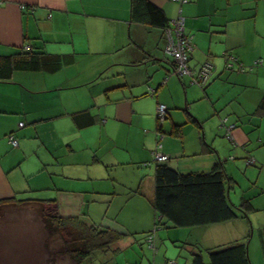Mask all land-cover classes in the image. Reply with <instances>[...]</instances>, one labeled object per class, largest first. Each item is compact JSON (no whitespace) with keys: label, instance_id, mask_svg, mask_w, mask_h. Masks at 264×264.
Returning a JSON list of instances; mask_svg holds the SVG:
<instances>
[{"label":"crops","instance_id":"1","mask_svg":"<svg viewBox=\"0 0 264 264\" xmlns=\"http://www.w3.org/2000/svg\"><path fill=\"white\" fill-rule=\"evenodd\" d=\"M151 1L166 27L134 19L131 0H0V198H56L62 214L122 232L105 264H192L193 243L234 241L264 264V0ZM179 15L192 36L193 74L212 64L204 86L175 74L165 51V30ZM27 52L74 60L8 71L5 60ZM157 151L182 172L223 163L232 203L252 207L212 225L163 226L153 250L145 233L156 221ZM238 169L247 177L242 195ZM186 229L188 240L199 232L204 241L182 242ZM103 259L95 253L87 264Z\"/></svg>","mask_w":264,"mask_h":264},{"label":"trees","instance_id":"2","mask_svg":"<svg viewBox=\"0 0 264 264\" xmlns=\"http://www.w3.org/2000/svg\"><path fill=\"white\" fill-rule=\"evenodd\" d=\"M131 1L134 19L157 26L166 27L168 25L169 22L162 9L151 0ZM17 56L5 60L4 65L8 66V71L11 72L15 67L53 71L74 60L72 54L38 53L31 55L27 52ZM168 56L172 60L174 69L173 57ZM1 64L0 61V71L4 70ZM7 75L10 76V73ZM261 107L264 110V100ZM225 121L223 118L222 123L224 125L226 124ZM228 126L229 124H227V131ZM230 132L228 131L227 137L232 138ZM167 159L168 156L164 160L156 158L157 162L155 163L153 206L156 221L154 227L145 233L146 242L153 250H157L155 233L157 229L162 228L160 226L212 225L233 220L241 216L239 215L241 210H249L252 207L249 200H244L240 205L232 203L226 186L228 174L225 172L223 163L215 164L210 171L182 172L171 166ZM247 161L249 164H253L255 159L249 157ZM145 164L148 165L149 161ZM27 203L37 204L45 225L60 232L65 237V247L61 248L60 251H67L70 254L72 264H87L95 253H103V264H105L108 252L114 253L119 248L120 240L124 238V234L118 230L88 223L75 215L62 214L56 198L35 199L16 196L0 198V207ZM245 215L246 213H243L242 216ZM192 245L196 247V250L198 249L193 252L192 264H252L249 249L245 242L234 241L203 250L194 243ZM204 251L206 255L203 253Z\"/></svg>","mask_w":264,"mask_h":264},{"label":"rangeland","instance_id":"3","mask_svg":"<svg viewBox=\"0 0 264 264\" xmlns=\"http://www.w3.org/2000/svg\"><path fill=\"white\" fill-rule=\"evenodd\" d=\"M237 175L239 181L235 185L239 195H242L247 191H243L246 187H241V182L247 177L243 169H238ZM247 194L253 195L252 192ZM259 212L264 219L262 211ZM188 236L189 230L186 229L181 241H204L199 232L193 233L191 240L187 239ZM65 240L60 232L45 225L37 204H9L0 207V264H72L70 254L60 251L65 247Z\"/></svg>","mask_w":264,"mask_h":264},{"label":"built area","instance_id":"4","mask_svg":"<svg viewBox=\"0 0 264 264\" xmlns=\"http://www.w3.org/2000/svg\"><path fill=\"white\" fill-rule=\"evenodd\" d=\"M179 2H184L185 0H175ZM24 7V6H22ZM184 17L177 16L172 20L171 26L166 28L167 44L165 51L168 55L173 57L175 62L174 73L178 76L191 75L192 81L198 83L199 85H206L210 80L213 69L210 62L204 63L197 73L193 74V71L189 65L190 53L193 49L192 36L187 35L184 31ZM233 59L228 60L226 66L231 68L233 65ZM239 69L245 70L244 65L239 62ZM168 115L167 106L163 103H159L157 106V116L159 120L165 119ZM226 120V118L224 119ZM24 122H20L19 126H23ZM234 128V124L228 126V131ZM9 141L13 146H18V139L14 135H9ZM156 158L159 160H164L167 155L156 152Z\"/></svg>","mask_w":264,"mask_h":264}]
</instances>
